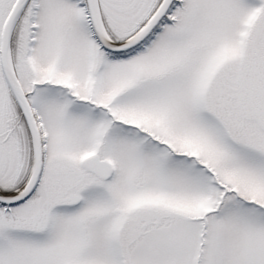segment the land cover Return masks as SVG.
<instances>
[{
	"label": "snow or ice",
	"instance_id": "6c2138e0",
	"mask_svg": "<svg viewBox=\"0 0 264 264\" xmlns=\"http://www.w3.org/2000/svg\"><path fill=\"white\" fill-rule=\"evenodd\" d=\"M0 264H264V0H0Z\"/></svg>",
	"mask_w": 264,
	"mask_h": 264
}]
</instances>
